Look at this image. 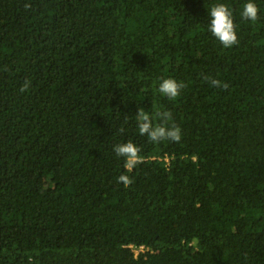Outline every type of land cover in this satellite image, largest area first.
<instances>
[{
    "label": "trees",
    "instance_id": "obj_1",
    "mask_svg": "<svg viewBox=\"0 0 264 264\" xmlns=\"http://www.w3.org/2000/svg\"><path fill=\"white\" fill-rule=\"evenodd\" d=\"M246 2L0 0V264H264V0L256 22ZM139 108L180 142L140 135Z\"/></svg>",
    "mask_w": 264,
    "mask_h": 264
},
{
    "label": "clouds",
    "instance_id": "obj_2",
    "mask_svg": "<svg viewBox=\"0 0 264 264\" xmlns=\"http://www.w3.org/2000/svg\"><path fill=\"white\" fill-rule=\"evenodd\" d=\"M25 7H30L26 4ZM210 23L208 25L211 34L221 43L224 48H231L239 43L236 24L233 19V12L226 3L220 2L213 4L208 9ZM243 19L256 22L259 19V8L254 0H247L243 5L241 12ZM211 85L217 88L227 89L229 85L215 78L204 77ZM30 81L26 80L21 86L20 91L24 92L28 89ZM186 87L183 82L177 81L175 78H164L159 83L158 91L160 94L167 96L169 99H176L180 96L181 91ZM156 116L161 123L154 124L152 115L139 108L136 113L138 132L142 136H147L148 140L153 143L162 141L180 142L182 132L178 125L169 123L172 115L168 111L157 112ZM113 151L118 157L124 158L125 168L131 172L138 164L144 162L141 155V149L131 140L125 143H118L113 146ZM118 182H122L124 186L131 185L132 178L128 175H120Z\"/></svg>",
    "mask_w": 264,
    "mask_h": 264
},
{
    "label": "built area",
    "instance_id": "obj_3",
    "mask_svg": "<svg viewBox=\"0 0 264 264\" xmlns=\"http://www.w3.org/2000/svg\"><path fill=\"white\" fill-rule=\"evenodd\" d=\"M131 248H134L133 246H130ZM137 249H143V246L141 248H135L134 251H135V254H137Z\"/></svg>",
    "mask_w": 264,
    "mask_h": 264
},
{
    "label": "rangeland",
    "instance_id": "obj_4",
    "mask_svg": "<svg viewBox=\"0 0 264 264\" xmlns=\"http://www.w3.org/2000/svg\"><path fill=\"white\" fill-rule=\"evenodd\" d=\"M142 250H143V249H137V251H136V252L138 253V252H140V251H142Z\"/></svg>",
    "mask_w": 264,
    "mask_h": 264
},
{
    "label": "bare ground",
    "instance_id": "obj_5",
    "mask_svg": "<svg viewBox=\"0 0 264 264\" xmlns=\"http://www.w3.org/2000/svg\"><path fill=\"white\" fill-rule=\"evenodd\" d=\"M167 160V159H166Z\"/></svg>",
    "mask_w": 264,
    "mask_h": 264
}]
</instances>
